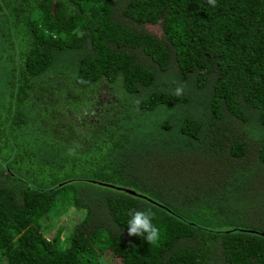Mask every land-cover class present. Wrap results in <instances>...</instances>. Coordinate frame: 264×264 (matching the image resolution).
<instances>
[{
    "label": "trees",
    "instance_id": "trees-1",
    "mask_svg": "<svg viewBox=\"0 0 264 264\" xmlns=\"http://www.w3.org/2000/svg\"><path fill=\"white\" fill-rule=\"evenodd\" d=\"M68 206L60 248L44 232ZM106 250L264 264V0H0V264Z\"/></svg>",
    "mask_w": 264,
    "mask_h": 264
},
{
    "label": "rangeland",
    "instance_id": "rangeland-1",
    "mask_svg": "<svg viewBox=\"0 0 264 264\" xmlns=\"http://www.w3.org/2000/svg\"><path fill=\"white\" fill-rule=\"evenodd\" d=\"M97 96L95 97V99L92 101V103L87 104L85 106H83L80 110L78 111H83L86 115V117L88 116V114H93V110L99 108H103V100H96ZM76 111V112H78ZM96 112V111H95ZM83 215V211L82 210H77L75 209L73 206H68L66 207L64 210H62L58 215H56L55 218H53L50 222L47 221L48 224L51 225L50 227V231L48 232L45 231V235L48 238H53L56 233H57V229H61V234H60V240L59 242H57L58 247L60 248H64L65 247V243L62 241L66 236H68V227H70L74 222H76L77 220H79ZM100 263L101 264H113V261L110 257V253L109 250L104 251L102 254H100Z\"/></svg>",
    "mask_w": 264,
    "mask_h": 264
},
{
    "label": "clouds",
    "instance_id": "clouds-1",
    "mask_svg": "<svg viewBox=\"0 0 264 264\" xmlns=\"http://www.w3.org/2000/svg\"><path fill=\"white\" fill-rule=\"evenodd\" d=\"M207 3L215 7L217 0H207ZM173 95L177 98L184 95V89L182 86H177L174 89ZM137 104L140 100L137 99ZM129 219L127 221L128 234L143 236V238L150 244H156L160 238V230L152 223L155 213L151 209L138 210L132 208L128 211ZM106 264V262H105Z\"/></svg>",
    "mask_w": 264,
    "mask_h": 264
},
{
    "label": "water",
    "instance_id": "water-1",
    "mask_svg": "<svg viewBox=\"0 0 264 264\" xmlns=\"http://www.w3.org/2000/svg\"><path fill=\"white\" fill-rule=\"evenodd\" d=\"M132 192V191H131Z\"/></svg>",
    "mask_w": 264,
    "mask_h": 264
}]
</instances>
